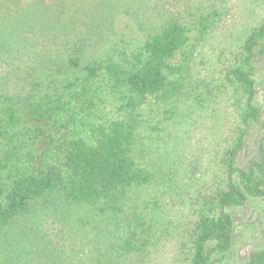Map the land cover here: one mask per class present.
<instances>
[{
    "label": "trees",
    "instance_id": "obj_1",
    "mask_svg": "<svg viewBox=\"0 0 264 264\" xmlns=\"http://www.w3.org/2000/svg\"><path fill=\"white\" fill-rule=\"evenodd\" d=\"M256 7L230 51L234 0H0V264H153L171 241V264L223 263L228 209L264 198V138L239 161L264 132ZM183 127L206 142L186 160Z\"/></svg>",
    "mask_w": 264,
    "mask_h": 264
},
{
    "label": "rangeland",
    "instance_id": "obj_2",
    "mask_svg": "<svg viewBox=\"0 0 264 264\" xmlns=\"http://www.w3.org/2000/svg\"><path fill=\"white\" fill-rule=\"evenodd\" d=\"M250 1L248 0V2ZM234 4L237 8L234 17L231 19L234 37H230V29H232L230 28L229 34L223 38V43H218L220 47L228 46L230 51L237 48L240 37L244 34L243 30L249 24L258 22L263 12L262 8L256 7V0L254 1L255 5H253L255 10L251 13L246 11V0H234ZM256 68L257 102L264 110V55L259 57ZM186 129L188 128L183 127L181 131L176 130L174 132L176 143L173 148L177 149L183 160H186V156L193 158V154L199 156L202 153L200 145L206 143L202 132L187 131ZM263 138L264 132L257 134L253 129L249 131L246 136L245 149L239 160L241 166H245L249 160L257 158L258 146ZM228 212L232 215L234 222L233 246L222 264H240L264 247V198L250 199L244 205L228 209ZM176 247V243L173 241L166 243L156 253L153 264H171L176 256Z\"/></svg>",
    "mask_w": 264,
    "mask_h": 264
}]
</instances>
